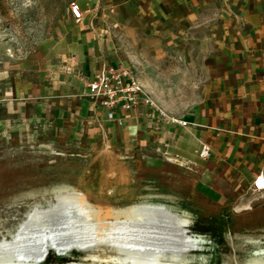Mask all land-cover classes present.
I'll return each instance as SVG.
<instances>
[{"label":"crops","instance_id":"0c3cea01","mask_svg":"<svg viewBox=\"0 0 264 264\" xmlns=\"http://www.w3.org/2000/svg\"><path fill=\"white\" fill-rule=\"evenodd\" d=\"M197 2L175 0L166 6L159 0H125L128 11L118 19L125 23L132 18L136 33L146 35L140 23L149 28L171 10L185 19ZM81 11L80 31L0 63V124L22 118L32 126L35 120L42 136L58 144L103 138L108 147L144 156L149 166L167 155L187 166L201 186L212 187L209 192L219 194L218 201L224 190L216 187L251 186L264 171V0H229L218 27L192 39L200 43L193 56L197 64L175 67L167 95L159 92V81H142L132 67L144 88L169 114L190 122L189 127L166 123L142 105L123 113L122 125L106 119L87 82L104 64L130 65L113 52L111 36L103 35L106 31L94 21L97 13L85 19L89 10ZM151 47L158 52L156 43ZM187 73L199 76L188 80L183 76ZM180 88L189 92L182 94ZM173 98L183 100L185 108L175 107ZM202 143L210 145L207 159L197 154Z\"/></svg>","mask_w":264,"mask_h":264},{"label":"rangeland","instance_id":"374dc122","mask_svg":"<svg viewBox=\"0 0 264 264\" xmlns=\"http://www.w3.org/2000/svg\"><path fill=\"white\" fill-rule=\"evenodd\" d=\"M124 1L0 0V63L5 58H23L48 41L80 31L81 23L73 19L69 9L72 2H77L89 10L85 19L97 13L94 21L106 31L103 35L111 36V47L120 60L133 67L142 81L150 85L159 81V92L167 95L169 90L165 88L173 82L175 67L197 64L193 56L200 50V43L192 39L215 30L229 2L198 0L193 11L181 20L175 17L178 11L171 10L167 18L154 21L149 28L140 23L139 28L146 33L143 35L136 33L138 26L132 18L125 23L119 21V13L128 11ZM160 1L170 6L175 0ZM136 15L137 11L132 17ZM152 42L158 52L151 51ZM183 76L191 80L199 75ZM186 90L182 94L189 92ZM172 101H176L175 107L185 108L183 100ZM39 124L34 120L31 126L22 118L0 124V237H9L20 223L27 208L22 203L30 195L40 196L46 190L65 186L84 193L91 203L104 209L145 205L144 197L150 193L170 198L154 200L187 213L189 234L201 239L200 250L193 252L196 263L243 264L255 252L264 256V192H253L250 186L216 187L224 190L218 201L220 195L209 192L212 187L201 186L187 166L168 160L167 155L149 166L144 156L124 152L120 146L108 147L103 138L58 144L50 136H42ZM81 256L74 252L68 258L60 257L50 251L41 264H87Z\"/></svg>","mask_w":264,"mask_h":264},{"label":"bare ground","instance_id":"6f19581e","mask_svg":"<svg viewBox=\"0 0 264 264\" xmlns=\"http://www.w3.org/2000/svg\"><path fill=\"white\" fill-rule=\"evenodd\" d=\"M154 199L170 198L150 193L145 205L104 209L65 186L30 195L20 223L0 237V264H41L50 251L78 252L87 264H199L193 252L201 239L189 234L187 213ZM243 264H264V256L255 252Z\"/></svg>","mask_w":264,"mask_h":264},{"label":"built area","instance_id":"2783aa9c","mask_svg":"<svg viewBox=\"0 0 264 264\" xmlns=\"http://www.w3.org/2000/svg\"><path fill=\"white\" fill-rule=\"evenodd\" d=\"M69 9L76 22L83 18L80 5L77 2H72ZM87 89L100 107L104 109L106 119L114 121L118 125H122L124 122L123 113L140 105L147 106L157 112L166 123H175L181 127L192 125L190 122L161 109L138 80L135 70L122 63L102 65L93 78L87 82ZM197 154L201 159L209 158L211 154L210 145L202 143ZM250 189L253 192H264V171L256 175Z\"/></svg>","mask_w":264,"mask_h":264},{"label":"water","instance_id":"95a60500","mask_svg":"<svg viewBox=\"0 0 264 264\" xmlns=\"http://www.w3.org/2000/svg\"><path fill=\"white\" fill-rule=\"evenodd\" d=\"M44 258H45V256H44Z\"/></svg>","mask_w":264,"mask_h":264}]
</instances>
